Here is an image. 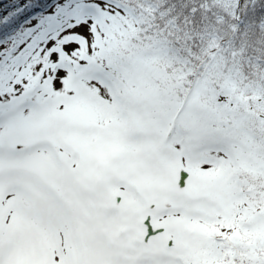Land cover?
Returning a JSON list of instances; mask_svg holds the SVG:
<instances>
[{"label":"rangeland","instance_id":"obj_1","mask_svg":"<svg viewBox=\"0 0 264 264\" xmlns=\"http://www.w3.org/2000/svg\"><path fill=\"white\" fill-rule=\"evenodd\" d=\"M27 2L0 0V24ZM70 2L73 19L55 23L62 7L49 4L19 32L43 38L16 43L19 55L0 50V264H226L220 232L260 256L264 213L250 194L260 191L264 210L261 145L227 133L248 103L264 141L263 83L134 97L95 58L114 50L127 10ZM183 168L190 177L176 190Z\"/></svg>","mask_w":264,"mask_h":264},{"label":"trees","instance_id":"obj_2","mask_svg":"<svg viewBox=\"0 0 264 264\" xmlns=\"http://www.w3.org/2000/svg\"><path fill=\"white\" fill-rule=\"evenodd\" d=\"M54 1L28 0L25 7L12 12L0 24V48L25 37L11 33L29 25L33 16L43 18L51 13L46 6ZM116 1L129 13L127 21L131 24L127 22L113 35L114 58L109 52L98 58L125 88L133 89V96L147 95L163 103L174 97L177 101L178 94L185 96L203 76L211 80L214 76L217 82L226 76L244 82L261 80L264 85V0ZM57 4L62 7V12L56 14L57 23L68 21L70 0H57ZM117 15L122 19L113 12V30ZM246 124L249 127L252 122L247 119ZM259 144L264 157V141L259 140ZM231 244L240 249L238 264L264 263H251L241 244ZM226 254L229 259L230 253Z\"/></svg>","mask_w":264,"mask_h":264},{"label":"water","instance_id":"obj_3","mask_svg":"<svg viewBox=\"0 0 264 264\" xmlns=\"http://www.w3.org/2000/svg\"><path fill=\"white\" fill-rule=\"evenodd\" d=\"M186 176V174H182V177Z\"/></svg>","mask_w":264,"mask_h":264}]
</instances>
